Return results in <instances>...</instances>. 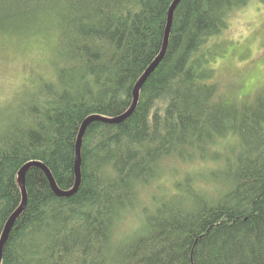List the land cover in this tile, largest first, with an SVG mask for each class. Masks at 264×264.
<instances>
[{"label":"trees","instance_id":"obj_1","mask_svg":"<svg viewBox=\"0 0 264 264\" xmlns=\"http://www.w3.org/2000/svg\"><path fill=\"white\" fill-rule=\"evenodd\" d=\"M254 1H180L135 112L87 128L78 191L29 169L2 264H264V88L239 100L215 69ZM173 2L0 0V43L48 63L0 105V240L26 164L75 187L82 124L130 109Z\"/></svg>","mask_w":264,"mask_h":264},{"label":"rangeland","instance_id":"obj_2","mask_svg":"<svg viewBox=\"0 0 264 264\" xmlns=\"http://www.w3.org/2000/svg\"><path fill=\"white\" fill-rule=\"evenodd\" d=\"M229 29L221 37L226 51L215 62L216 80L229 87L236 98L253 96L264 88V0H255L247 9L236 12ZM21 47L0 43V105L33 76L48 71L43 52L33 45Z\"/></svg>","mask_w":264,"mask_h":264},{"label":"water","instance_id":"obj_3","mask_svg":"<svg viewBox=\"0 0 264 264\" xmlns=\"http://www.w3.org/2000/svg\"><path fill=\"white\" fill-rule=\"evenodd\" d=\"M180 1L181 0H174L172 6L170 8L161 53H160L159 57L151 64V66L147 69V71L144 73V75L141 77V79L137 83V85L134 89V98H133V103H132V106L130 107V109L125 114L117 116V117H113V118H105V117L98 116V115L90 116L82 124V126L80 128L79 135H78L77 144H76V156H75L76 184H75V187L69 191L61 190L57 186V183H56L51 171L49 170V168H47V166H45L43 163H40V162H30V163L26 164L23 167V169L20 171V173H19V184H20V187L22 190V203H21V206L17 209V211L11 216L10 220L8 221V223L4 229L3 235L1 237V240H0V264H2L4 248H5V245L8 241V238L10 236V233H11V231L15 225V222L18 219V217L24 212V210L26 209V206H27L28 194H27V189H26V176H27L29 169L32 167L41 168L45 172V174H46V176L50 182L52 190L54 191V193L57 196H59L61 198L71 197L78 191L80 184H81V178H82V175H81L82 146H83V140H84V136H85L87 128L94 121H100V122H103L106 124H112V125L120 124V123L124 122L125 120H127L135 112L137 105H138V102H139V98H140V91H141L145 81L151 75V73L158 67V65L161 63V61L164 59V57L167 53V49L169 46V40H170V34H171L173 20H174L175 10H176L178 4L180 3Z\"/></svg>","mask_w":264,"mask_h":264}]
</instances>
